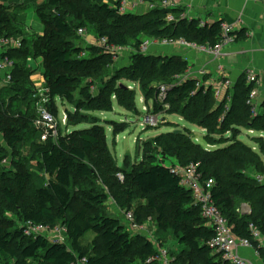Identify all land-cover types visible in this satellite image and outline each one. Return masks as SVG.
I'll return each mask as SVG.
<instances>
[{"label":"trees","instance_id":"obj_1","mask_svg":"<svg viewBox=\"0 0 264 264\" xmlns=\"http://www.w3.org/2000/svg\"><path fill=\"white\" fill-rule=\"evenodd\" d=\"M119 5L118 0H113V4L103 0H44L35 9L44 32L31 34L35 41L29 44L30 32L24 28L30 24L26 21L28 6L17 0H0V37H21L23 41L20 48L7 53L13 61V81L0 92V192L8 210L14 211L22 223L13 224V228L0 225V264H73L82 258L87 259V264H160L149 262V258L158 253L150 238L140 232L131 233L114 216L98 213V207L109 200L106 193L88 192L83 207L74 211V182L91 177L104 178L116 202L127 211L132 210L138 221L144 222L148 216L160 230L172 233L182 247L177 253L168 251L173 263L231 264L222 253L209 247L215 231L207 225L193 193L182 185V177L173 168L177 163L171 157L178 159L182 166L199 163L203 179L215 181L212 200L228 218L237 236L253 240L250 224L264 234V212L261 218L237 211L238 202H251L255 190L263 188L247 173H264V162L246 144L238 142L222 149L207 150L180 130L166 131L150 141L142 165L128 173L126 188L119 184L114 187L111 177L115 176L117 165L107 147L102 126L77 129L67 138L54 139L51 135L43 141L41 130L34 125L35 112L24 115L17 108L23 105L36 111L39 103L34 96L37 68H32L28 61L39 55L44 65L41 75L46 79L50 99H66L79 109H113L111 98L115 90L107 91L104 81L113 64V55L105 46L93 44L85 48L80 45L83 34L79 30H87L88 24H92L96 38H107L110 48L137 50L134 68L124 71L129 78L137 77V72L139 77L154 74L166 83L171 81L164 101L160 97L163 84L157 88L155 113L164 111V103L171 106V111L188 112L189 121L211 132L224 133L233 125L264 130V114L258 118L251 116L247 101L252 85L246 83L244 75L232 92L230 113L220 122L227 98L218 101L213 86H198L194 78L173 82L175 76L187 73L190 65L186 59L177 55L164 59L140 51L144 37L184 39L215 46L221 42L219 21L202 27L199 19L183 16L181 8L122 14ZM169 15L177 20L170 22ZM242 33L240 31L238 38ZM116 79L118 77L114 76L107 81ZM99 80L104 84L102 82L95 93L92 88ZM128 91L131 95L134 93ZM119 99L123 107L132 105L130 98ZM24 151L27 154L23 155ZM7 161L11 164L6 165ZM34 181H37L36 186L32 184ZM29 187L30 200L27 199ZM137 201L140 204L137 205ZM28 224L44 225L51 231L64 228L67 240L58 242L46 235L29 236L26 234ZM90 233L96 239L86 242ZM98 239L103 243L101 250L94 245Z\"/></svg>","mask_w":264,"mask_h":264},{"label":"rangeland","instance_id":"obj_2","mask_svg":"<svg viewBox=\"0 0 264 264\" xmlns=\"http://www.w3.org/2000/svg\"><path fill=\"white\" fill-rule=\"evenodd\" d=\"M20 1V0H17ZM28 2H24V5L29 6L28 10L36 9V6L41 4L44 0H27ZM106 2L105 0H103ZM147 2V6L141 7V13H150L154 8L159 6L158 0H145ZM197 1V0H195ZM18 3V2H15ZM196 3V2H195ZM193 5V3L191 4ZM197 4H195L196 6ZM194 6V8H195ZM191 8L188 11L194 10ZM184 11V10H183ZM186 12V11H185ZM192 14V12H191ZM190 14V16H191ZM189 15V14H187ZM34 13L31 12L29 17L27 18L28 27H24L25 31L29 33L27 39L29 40V44L32 43L30 41H35V39L31 38V34H42L44 32V25L38 19H34ZM38 16V15H37ZM207 19V15H205ZM205 17L201 18L197 16L200 22L205 19ZM25 18V17H24ZM175 18V17H174ZM34 19V20H33ZM202 19V20H201ZM31 20L32 23H31ZM177 19L175 18L174 21ZM29 21V22H28ZM25 24V23H23ZM87 31H83L84 35L80 36V45L83 47H90L93 44L99 45V40L95 35V27L92 24H88ZM240 38L236 39L237 43L246 42L249 37L247 34L249 33L247 30L243 29ZM240 33V32H239ZM238 33V34H239ZM251 33V32H250ZM245 34V35H243ZM254 32L252 33L253 37ZM244 36V37H243ZM243 37V38H242ZM32 39V40H31ZM163 38H148L144 37L142 42H147L148 48L145 54L155 55L162 57L164 59H168L174 55L180 54L181 57L187 59L189 57L190 51H195L193 47L189 46L187 43H178V41L171 42V44H165L162 41ZM99 42H98V41ZM170 40V39H169ZM186 41V40H185ZM141 42V44H142ZM188 42V41H187ZM191 43V42H190ZM236 43V44H237ZM115 51H109L113 55V64L111 65L109 71L105 76V86L107 87V91L110 89H114L115 93L112 95L113 101V109L112 110H93V109H85V108H77L74 103H69L66 99L63 98H54L49 99L43 106L45 109L54 110L55 112L51 114L54 116L55 125H56V133L54 139L58 137H69L77 129H84L93 125L102 126L105 129L106 133V144L108 149L111 152L114 162L117 165V172H115L111 177V183L115 187V184H119L122 187L126 188L127 182L129 181L127 178L128 173L139 168L144 160L145 154L148 152L147 148H149L150 141L157 135L166 132V131H182L187 137H191L197 144L201 145L203 148L210 149H222L231 145H235L238 142H242L247 146L251 147L253 151H255L262 161L264 162V130L258 129L257 127L245 128L242 126H231L233 128L225 131L224 133L211 132L209 128L205 126H201L198 123L191 122L187 119L188 112L183 113L171 111V106L168 104H162L164 106V111L161 113H155L154 108V100L155 94L157 93V88L159 85L170 87L168 85L170 82L159 79L156 75H146L144 78L139 77L136 73L137 77H128L126 74L134 68L135 59L134 55L138 52L135 48H120ZM253 48V47H252ZM36 50L34 51V53ZM88 56V54H85ZM35 59V60H34ZM42 56L37 58L30 59L28 64L32 66V68H37L36 78H35V91L46 89L45 77L41 75L44 71V65L42 63ZM188 61V60H187ZM190 63H193L192 60H189ZM250 67V66H249ZM127 69L128 72H124ZM203 68H197L195 65L191 64L189 66V75L191 78L196 79L199 84H203L206 86L208 83L207 79L214 76V74L206 73L203 74ZM234 71V70H233ZM121 72V73H118ZM35 73H33L35 75ZM117 73V74H116ZM232 71L228 70L227 79H224L221 76H218L217 81L229 80L228 86H231L227 93L229 92L232 95L233 90L235 91V86L238 82V77L233 78L231 76ZM114 76L118 77L115 82H108L109 78ZM216 76V75H215ZM230 76V77H229ZM184 75L180 77L175 76L174 81L178 82L180 79H183ZM176 80V81H175ZM97 81V84L93 86V90L95 93L99 91L102 87V82ZM263 85L260 87V101L264 100V76L262 78ZM225 83V82H224ZM222 85L224 93H226L227 87L226 84ZM6 83L3 79H0V92L4 90ZM86 85V83H85ZM145 85V86H144ZM127 90V91H125ZM128 90L133 91L134 93L131 95ZM33 91V87L32 90ZM12 93H2V95L8 96ZM119 98L127 99L130 98L132 101V105L129 107L121 106L119 102ZM76 99H80V96H76ZM217 99V98H216ZM218 100V99H217ZM130 101L127 103L130 104ZM219 101V100H218ZM17 108H20L24 115L30 113L36 116L34 119L35 127L37 124L41 123V117L38 113V106H36V111H34L31 107L28 108L23 105H19ZM38 114V117H37ZM158 115L159 120L155 125H147L144 123L145 118L148 115ZM32 117V116H31ZM82 118H84L82 120ZM221 118V117H220ZM219 118V121H220ZM41 135H46L45 132H42ZM33 137V136H32ZM27 154L24 151L23 155ZM171 160L180 165L179 160L175 157H171ZM6 165H10V161L5 162ZM171 165V163L169 162ZM182 168V166H179ZM184 167V166H183ZM185 170V169H183ZM248 176H250L253 180H256L257 183L263 185V188L256 189L251 202H238L237 203V211L242 214H256L260 215L262 218L263 215L261 212H264V173H256L255 171H249ZM125 176V179H124ZM37 181H34L32 184L36 186ZM106 193L109 195V200L103 203L102 206L98 207V213L114 216L127 227V229L131 233L140 232L145 237L152 239L154 245L161 253H164L170 250H176V253L181 250V248L177 244L176 238L172 235V233L168 230H160L156 224H154L148 216L145 217L144 222L138 221L137 217L134 215V222L132 223L127 216V209L121 207L113 197L110 192V188L107 183H105L104 178L102 177H91L87 179H76L74 182L73 193H74V211L79 210L83 207L84 201L87 197V193ZM30 187L27 193V199H31ZM137 205L140 202L137 201ZM145 212V211H144ZM143 212V215H144ZM22 223L20 217L14 212L10 211L7 208V204L2 199V195L0 192V225L5 227L12 228L14 226H18ZM14 224V226H13ZM209 227H212L209 225ZM62 229H59V232H51L50 238L57 239L58 242L64 241L66 242L67 237L60 233ZM54 239V240H55ZM61 239V241H60ZM91 239H96V236L90 233L86 237V242L91 241ZM97 249L101 250L103 247V243L100 239L94 244ZM93 246L90 248L92 249ZM170 259V258H169Z\"/></svg>","mask_w":264,"mask_h":264},{"label":"built area","instance_id":"obj_3","mask_svg":"<svg viewBox=\"0 0 264 264\" xmlns=\"http://www.w3.org/2000/svg\"><path fill=\"white\" fill-rule=\"evenodd\" d=\"M106 3L113 4V0H105ZM120 1L119 5V11L122 14L126 13H136L139 12L141 7L147 6V2L145 0H118ZM195 0H160L158 1L159 6L157 8H165V9H173V8H181L184 10V15L186 16L188 10L191 9L192 3ZM264 1V0H262ZM155 9V8H154ZM186 11V12H185ZM168 20L170 22H174L175 18L172 15H169ZM220 22V28H221V42L215 46H210L207 44H197V43H190L185 41L184 39L176 40L178 43H187L189 46L193 47V49H196L198 51H202L205 53H208L212 56L213 60L217 62L216 70L215 72L219 74V76L223 77L224 79H227V67L224 63V58L228 56L227 48L232 43H234L238 37V33L240 32L239 28L237 27V24L228 23L226 21H219ZM207 24H209L206 21L200 22V26L205 27ZM83 31H87L86 29H80L79 33L83 34ZM149 40V38H148ZM100 41V42H99ZM99 45L97 46H105L108 51H115L118 50V47L112 46L109 47L108 39L107 38H101L99 40ZM162 41H164L165 44H171V42H174L173 40H169L166 38H163ZM22 38L21 37H0V79H3L6 84L12 83V71L11 68L13 66V61L9 59L7 56L8 51L16 48H20L22 44ZM110 48V49H108ZM121 48V47H120ZM119 48V49H120ZM147 42L141 44L140 51L142 53L147 52ZM83 55H85L83 53ZM189 70V69H188ZM210 71L208 69L203 70V74L209 73ZM245 76L246 83L248 85H252L250 95L248 98V105L251 108V116L253 118H258L262 114H264V100L260 101V87H262L263 82L262 78L259 77V73L257 70H255L252 67H247L243 74ZM192 76V75H191ZM189 75V72L184 75L183 79H180V83L183 80H186L188 78H191ZM225 82V83H224ZM229 80L224 81L220 80L217 82H213L211 86H213V89L215 91L216 98L221 101L227 98V102L224 106V112L223 115L220 118V122H223L226 118V115L230 113L232 109V96L228 91V89L231 86H228ZM226 84L227 88L226 93H224L222 85ZM198 86H201L197 82ZM203 85V84H202ZM167 87L162 86L160 88L161 94L160 97L163 99L166 97L167 93ZM34 96L36 97L38 103V112L41 117V123L37 124V129L42 130V132H45L46 135H41V138L43 141H46L48 137H55L56 133V125H55V119L54 116L51 114L49 109H45L43 106H45L46 102L50 99L48 96V89H41L36 90L34 93ZM159 120L158 115H148L144 123L149 125H155L157 121ZM180 165L173 166L174 170L180 174L182 177V185L185 186L187 189H189L193 193L194 201L196 205H199L201 207L202 215L207 220V225L212 226V228L215 231L214 236L209 240L208 245L209 247L214 251L218 253H222L223 258L229 261L231 264H248L247 260L240 254V249L252 247L253 242L249 238H242L235 234L228 218L222 213V211L215 205V203L212 200V189L215 184V181L213 179H203L202 172L200 171V165L199 163H190L189 165L182 166V168L179 167ZM185 169V170H183ZM127 216L129 220L133 223L134 222V212L128 211ZM62 231V235H67L66 230L64 228H60ZM250 230L252 233L253 240H259L260 242L263 241L264 234L254 225L250 224ZM51 232H59V228H56L54 230H48L44 225H33L28 224L26 228V234L27 235H46L48 239L54 240L55 238H50ZM57 240V239H55ZM61 241V239H60ZM87 259L82 258L79 259L77 262L73 264H87ZM149 262H159L160 264H175L173 263L168 255L167 251L164 253H161L158 251L155 255L151 256L149 258Z\"/></svg>","mask_w":264,"mask_h":264},{"label":"crops","instance_id":"obj_4","mask_svg":"<svg viewBox=\"0 0 264 264\" xmlns=\"http://www.w3.org/2000/svg\"><path fill=\"white\" fill-rule=\"evenodd\" d=\"M28 2L27 0H20V3ZM196 2V3H195ZM195 4H197L195 6ZM195 6V8H194ZM29 7V6H28ZM192 11L186 12L188 18H201L207 15L209 24L217 21H226L228 23L237 24L239 30H247L249 33L246 42L232 43L227 48L228 56L224 58V63L228 70L232 71L233 78H240L243 71L247 67H252L259 73V77L264 76V1L262 0H197L193 2ZM34 13V19H38L35 9L28 10V17ZM192 12V14H191ZM191 14V16H190ZM33 19V20H34ZM198 19V18H197ZM31 20V23L32 21ZM202 20V19H201ZM251 32V33H250ZM254 32V36L252 33ZM237 43V44H236ZM253 47V48H252ZM190 51L188 62L192 60L197 68L208 69L213 77L207 79V86L217 82L219 74L215 72L217 62L213 60L208 53L198 51ZM180 56V54H177ZM185 59V58H184ZM234 70V71H233ZM216 75V76H215ZM152 240V239H151ZM253 246L240 249V254L247 260L248 264H264V237L263 241L252 240ZM178 246L180 244L177 242ZM177 249L173 250L176 252Z\"/></svg>","mask_w":264,"mask_h":264},{"label":"bare ground","instance_id":"obj_5","mask_svg":"<svg viewBox=\"0 0 264 264\" xmlns=\"http://www.w3.org/2000/svg\"><path fill=\"white\" fill-rule=\"evenodd\" d=\"M207 22V21H206ZM230 77V76H229ZM13 85V84H12Z\"/></svg>","mask_w":264,"mask_h":264}]
</instances>
